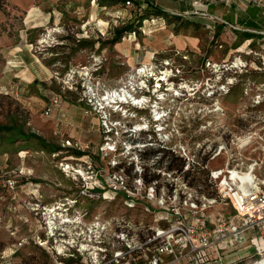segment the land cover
I'll return each mask as SVG.
<instances>
[{"label":"rangeland","instance_id":"1","mask_svg":"<svg viewBox=\"0 0 264 264\" xmlns=\"http://www.w3.org/2000/svg\"><path fill=\"white\" fill-rule=\"evenodd\" d=\"M108 1L0 0V125L7 128L0 132V212L4 213L0 217V249L27 236L29 244L14 256L18 263L46 264L48 259L34 242L41 231L25 235L26 227L21 223L18 235H10L14 202L7 181L14 183V194L23 209L25 202L39 206L64 202V185L78 190L76 196L69 197L77 200L76 210L116 213L121 210L117 203L82 199L81 182H75L71 173L66 177L58 169L59 163L111 171L112 163L129 164L132 153L140 150L146 151L143 159L149 160L151 151H177L180 147L194 156L191 159L195 164L201 163L202 150L214 148L222 131L227 138L246 132L255 122L253 116L264 110V102L252 105L254 99L264 101L263 52L255 53L249 47L237 50L233 44L213 39V30L199 23V19L214 24L221 21L216 16L222 7L218 2L205 7L206 0H179L192 5V11L174 12L181 19L169 21L149 17L136 32L129 33L124 28L136 25L143 9L135 2L127 6L125 0L111 5ZM163 30L164 34L169 31L164 38L171 42L157 47L153 39ZM189 36L196 38L195 45L175 42ZM164 61L180 69L174 76L178 87L170 89L171 94L180 95L166 101L163 109L172 111L169 119L163 117L155 125L161 131L153 133L149 111L128 105L124 106L126 112H112V132L103 131L97 113L84 104L86 96L93 90L106 95L125 85L133 87L137 81L130 83L127 77L132 69L140 63H152L157 73ZM10 84L17 87V96L8 92ZM52 95L59 96L61 110L57 108L46 116L44 107ZM145 123L148 132H138L137 126ZM128 143L132 153L126 157ZM112 147L117 153L106 151ZM175 160L170 164L176 166ZM222 162L221 158L211 165L220 166ZM194 176L200 182L203 173ZM245 246L229 249L241 256L251 255L253 249L247 251ZM236 257V253L225 254L224 262ZM248 263L250 260L241 264Z\"/></svg>","mask_w":264,"mask_h":264},{"label":"built area","instance_id":"2","mask_svg":"<svg viewBox=\"0 0 264 264\" xmlns=\"http://www.w3.org/2000/svg\"><path fill=\"white\" fill-rule=\"evenodd\" d=\"M234 1L237 0H206L205 7L212 2ZM248 1L264 11V0ZM125 4L133 5V1L126 0ZM260 58L264 65V55ZM169 65L164 61V67L156 73L152 63H140L127 75L130 83L137 81L133 87L125 85L109 92L110 99L106 98L108 92L100 95L93 90L86 101L83 99L84 104L97 113L107 133L113 130L110 129L112 112L119 113L127 105L149 111L155 128L153 133L159 132L161 128L155 125L163 117L169 119L172 111L163 109L166 101L180 95L171 94L170 90L178 87L174 76L180 69ZM123 88L128 92L127 98H123ZM8 90L18 95L13 84ZM263 102V99H254L252 105ZM60 105L59 96L52 95L44 107L45 115L49 116ZM253 118L255 122L246 132L227 138L222 131L214 148L207 146L202 150L201 163L195 164L191 159L194 156L185 147L177 151L156 149L151 151L149 160H144L146 151L133 154L130 142L125 146L124 155L132 153L134 157L130 156V163L126 165L112 163L111 171L60 162L58 169L66 177L71 173L75 182H81L82 199L114 202L121 210L80 212L76 210L75 199L55 201L50 206L23 203L39 225L41 233L34 242L48 259L47 264H241L261 259L264 256V110ZM140 126L145 128L136 129L138 132H148L146 123ZM106 151L117 153L114 147ZM172 157L177 161L176 166L170 164L174 161ZM221 158L220 166L211 165ZM197 172L203 173L200 182L194 176ZM7 183L13 190L11 200L15 203L14 183ZM138 209L139 213H133ZM9 233L15 236L17 228ZM28 244L26 236L16 240L10 249L0 250V264H21L14 256ZM243 244L245 250L253 249L251 255L241 256L229 249ZM233 253L237 254L236 259L225 263V254Z\"/></svg>","mask_w":264,"mask_h":264},{"label":"crops","instance_id":"3","mask_svg":"<svg viewBox=\"0 0 264 264\" xmlns=\"http://www.w3.org/2000/svg\"><path fill=\"white\" fill-rule=\"evenodd\" d=\"M29 1V0H22ZM155 5L163 8L168 13H181L186 11H192V5H185L179 0H151ZM219 7L216 16L220 17V20H225L228 23L234 24V28H229L224 22L220 21L217 24L212 23V21H208V19H199L202 25L208 24L209 26H213L218 30V36L222 42H227L229 45L233 44V47L237 50H242L244 48H248L251 50L252 48L255 53L261 51L264 55V11H261L258 7H256L253 3L248 0H237L232 3L226 4L222 2H218ZM163 33L160 35H155L153 39V44L157 47L166 46L169 40H165L166 34ZM147 40V41H146ZM145 42H149V38L145 37ZM175 42L178 45L196 44V38L193 37H185L184 39L176 38ZM263 49V50H260ZM252 51V50H251ZM49 100V99H48ZM58 107H61L58 106ZM57 106L53 108V111L58 108ZM61 110V108H58ZM53 111L50 113L52 115ZM81 156V155H80ZM4 213L1 214L0 217L3 216ZM9 222L12 224L10 229L17 228V234L20 232L19 225L22 223L25 229L26 234H34L40 231L37 220L28 212L25 208H21L20 201H16L14 203V207L10 210ZM22 219L26 220L25 223L22 222ZM21 229V228H20ZM15 235V236H16ZM11 246L6 247L0 250H8ZM42 256L45 257L44 253L40 250ZM45 264V263H44ZM47 264V263H46Z\"/></svg>","mask_w":264,"mask_h":264},{"label":"trees","instance_id":"4","mask_svg":"<svg viewBox=\"0 0 264 264\" xmlns=\"http://www.w3.org/2000/svg\"><path fill=\"white\" fill-rule=\"evenodd\" d=\"M119 0H110L108 1L107 5H111L114 4L115 2H117ZM126 1V0H125ZM133 2L137 3L139 9H143V13H140L139 17H138V21L137 24L135 25H128L124 28V30L129 31L130 32H136L137 28L142 26V21L144 19H147L149 17H157V18H163V19H167L168 21L171 18H179L180 17L173 15L172 13H168L166 12L163 8L155 5L151 0H132ZM208 25V24H206ZM209 26V25H208ZM212 30H213V35L212 38H216L218 36V30H216L215 27L213 26H209ZM118 35H120L121 33V29L117 30ZM7 130V128H5L4 126L0 125V132ZM78 155H83L81 153H77Z\"/></svg>","mask_w":264,"mask_h":264},{"label":"flooded vegetation","instance_id":"5","mask_svg":"<svg viewBox=\"0 0 264 264\" xmlns=\"http://www.w3.org/2000/svg\"><path fill=\"white\" fill-rule=\"evenodd\" d=\"M78 194V190L72 187H65L64 185L61 188V196L63 200H68L69 197L76 196Z\"/></svg>","mask_w":264,"mask_h":264},{"label":"bare ground","instance_id":"6","mask_svg":"<svg viewBox=\"0 0 264 264\" xmlns=\"http://www.w3.org/2000/svg\"><path fill=\"white\" fill-rule=\"evenodd\" d=\"M123 98L125 97V98H127L126 96H129L127 93V90H125L124 88H123ZM114 94V93H113ZM107 99H110L111 97H110V93L108 92V96L106 97ZM115 98V97H114ZM123 98H121V99H123ZM136 103H137V101H136ZM156 117H160V115H157V113H156ZM139 127H137L136 129L137 130H141V129H144L145 128V126L144 127H141L140 125H138ZM248 264H264V256L261 258V259H259V260H257L255 263H248Z\"/></svg>","mask_w":264,"mask_h":264}]
</instances>
